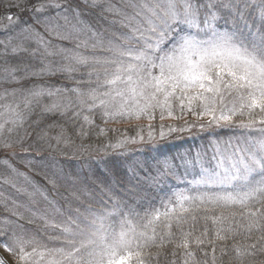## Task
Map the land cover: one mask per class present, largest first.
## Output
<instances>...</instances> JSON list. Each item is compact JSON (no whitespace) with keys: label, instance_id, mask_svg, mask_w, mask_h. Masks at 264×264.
<instances>
[{"label":"snow or ice","instance_id":"snow-or-ice-1","mask_svg":"<svg viewBox=\"0 0 264 264\" xmlns=\"http://www.w3.org/2000/svg\"><path fill=\"white\" fill-rule=\"evenodd\" d=\"M82 5L103 8L97 0H36L31 4L33 23L7 17L9 27H18V31L0 40V56L17 58L19 63L0 64V81L18 84L57 75L71 79L82 68H89L87 75L96 76L98 87L108 89L82 92L78 87L35 84L26 90V107H39L42 99H49L41 118L57 114L64 117L71 112L70 120H78L85 109L91 113L97 107L103 108L106 116L135 113L137 117L149 109L167 107L171 116L173 100L179 101L181 111L185 107L193 111L192 102L200 101L203 111L193 114L210 116V125L221 126L223 122L232 126L234 116L247 115V122L238 126L259 127L264 133V0H146L139 11L120 22L128 31L116 36L115 43H105L91 33V47L110 53L103 59L62 47L53 49L51 44L52 37L70 41L87 33L81 19ZM81 46L89 45L78 41L76 47ZM227 101H231V107ZM111 108L119 110L111 113ZM9 111L14 117L0 123L3 149L22 145L30 138L24 128L25 117L10 106ZM83 120L88 122L89 117L85 115ZM7 124L12 127L5 136ZM40 124L41 119H37L31 125L39 129L37 146L46 144L52 151L59 150L65 138L49 137ZM19 129H23L22 136ZM13 133L15 140L10 139ZM181 167L186 175L193 176L188 181L193 194L175 193L167 203L161 202L163 212L152 209L142 217L131 208L127 213L119 212V230L107 223L108 217L119 211L120 201L114 197L140 195L139 182L133 187L121 184L119 192L101 187V194L114 206L111 211L93 214L91 220L69 216L57 222L49 220L47 214L34 212L45 229L72 238L61 248L38 251L35 238L24 239L17 231L23 227L21 206L13 201L10 214L0 217V248L11 253L18 264H36L37 257L44 264H127L133 254L137 264H175L168 257L179 256L180 249L187 258L183 264L190 260L192 264H216L217 241L231 240L228 264H264V139L243 144L227 141L222 146L217 142L210 157L207 151L203 155L197 152L191 158L181 157L180 163L165 161L160 171L177 176ZM8 207L5 203L6 211ZM198 225L199 234L194 235ZM190 238L195 251L189 247ZM176 239L181 242L169 252L167 246ZM30 245L31 251H26ZM153 247L158 249L155 254H144L145 249ZM221 247L223 259L229 245L222 243ZM207 249H211V259ZM197 252L203 259H193ZM46 256L49 258L45 261ZM0 264H5L2 258Z\"/></svg>","mask_w":264,"mask_h":264},{"label":"rangeland","instance_id":"rangeland-1","mask_svg":"<svg viewBox=\"0 0 264 264\" xmlns=\"http://www.w3.org/2000/svg\"><path fill=\"white\" fill-rule=\"evenodd\" d=\"M66 2V0H64ZM146 0H97L98 4L103 5V8L87 9L83 8L84 15L81 17L84 25L87 27V33L79 35L77 38L70 41L59 40L55 37L51 38V44L53 49L66 48L73 52H79L83 55L92 56L95 55L98 58L103 59L109 56L105 50L100 48L93 49L91 47L92 39H90L91 33H96L98 37H102L107 43L112 41L115 43V39L111 36L113 33L118 36L121 32L128 31L127 28L121 26V21L131 17L136 11H139V6L145 3ZM150 2V0H149ZM25 7L20 9L17 14L21 15ZM25 14L22 16H12L15 21L19 18L20 21H28L29 23L34 22V16L32 11H24ZM11 16V15H10ZM2 28L6 30V36L4 40L15 32L18 31V27H9V21L7 19L2 20ZM39 27V26H38ZM87 41L88 47L77 48V42ZM35 46V45H33ZM8 66V65H6ZM36 84L33 80L28 82L23 80L20 83H7L0 81V123L14 117V112L9 111V106L15 112H19L25 117L24 128H27L30 133V138L26 139L25 142L15 144L12 148L3 149L0 148V217L8 216L12 210V202L20 205L19 212L23 214L24 219L20 222L22 228H18V233H22L24 239L28 240L35 238L38 242V251H43L45 248L54 249L65 246V243L72 239L69 236H60L58 232L52 229H45L43 221L39 219V215L47 214L49 220L55 219L57 222L71 216L75 218L79 216L81 220L93 219V214H99L103 211H111L113 209V202L108 200L107 196H103L100 192V188L103 187L102 182L99 178H96L91 171L83 170L81 164L84 161L79 158L72 160H66L58 157L52 153L46 144L43 148L46 150L37 149L36 151V130L29 129V127L36 121V107L32 109L26 107V90ZM15 90V94H13ZM185 100V105H187ZM228 107H231V101H227ZM217 108L219 105L216 106ZM193 111H189L187 107L181 111L178 100H173L171 103L172 115H168L169 109L166 107L163 110L160 107L155 109H149L147 113H141L137 117L135 113L128 115L130 120L124 124H116V127H125L127 129L129 125L134 126V132L130 133L129 141L132 144L147 142V140L154 141L159 138L160 135H154V132L149 131V127L155 125L157 130H168L175 131L182 127L193 128V131L203 132L207 128H223V127H235L240 122H247V115H239L233 117V125H224L221 122V126L215 124H209L211 117L208 115L199 116L200 111H203L200 101L192 102ZM163 111V118H161V112ZM219 113L217 112V115ZM200 125H205L201 128ZM11 124H7L5 127V136H8L7 129L11 128ZM196 127V128H195ZM197 128H199L197 130ZM256 130H240L237 136L229 138H218L212 137L205 139V144L198 148L192 155L184 156L191 158L200 152L202 155L207 151L208 157L212 154V146L217 142L222 146L225 142L231 141L233 144L240 142L243 144L245 141H256L264 139V133H262L259 127H255ZM124 129V130H125ZM243 129V128H241ZM19 134L23 135V129H19ZM122 131L118 130V133ZM125 132V131H124ZM198 134V133H196ZM3 137H0L2 140ZM10 139H16V133H13ZM71 138H65L61 141V147L69 144ZM53 146L56 141L53 140ZM71 147V146H68ZM180 158L178 161L180 163ZM169 163H176V160H162ZM77 163V164H76ZM81 163V164H80ZM164 164V163H163ZM163 164L159 161L152 163L150 166L144 165L140 169H136L137 173L146 175L151 174L152 176L146 175L148 178L160 180L165 175L160 171ZM143 173H141V172ZM145 173V174H144ZM47 178V179H46ZM49 180H54L55 183H49ZM15 185V187H13ZM19 189V191H18ZM107 199V200H105ZM103 201V202H102ZM8 204V210L4 208V204ZM36 212L39 215H33ZM121 216L117 214L108 217L107 223L112 227L119 230ZM29 221H32L29 223ZM83 226V225H82ZM76 242L79 243V237L76 238ZM32 246H28L26 251H31ZM0 251L7 259L6 264H18L17 260L13 258L11 253L0 248ZM127 255V253H123ZM1 258V257H0ZM49 257H45V261ZM118 258V257H117ZM134 255L127 261V264H132ZM33 264V262H29ZM36 264H44L39 261V257L36 258Z\"/></svg>","mask_w":264,"mask_h":264},{"label":"trees","instance_id":"trees-1","mask_svg":"<svg viewBox=\"0 0 264 264\" xmlns=\"http://www.w3.org/2000/svg\"><path fill=\"white\" fill-rule=\"evenodd\" d=\"M36 0H0V40H4L6 36V30L2 28L4 19L8 16H17L18 11L25 7L24 11H31V4ZM16 5H20L17 7ZM19 16L25 14V12ZM111 36L116 37L113 33ZM115 40V39H112ZM111 41V40H110ZM82 48V46H81ZM3 49L0 48V52ZM7 60V64H5ZM19 63V60L14 57L0 56V64L14 65ZM91 69L82 68L79 73H76L73 78H67L63 75H57L50 78H45L43 81L35 80L38 83L52 84L57 87H78L82 92H88L92 88H98L99 91H107V87H98L97 77L91 78L87 73ZM100 83L103 82L104 77L101 75ZM31 82L33 80H27ZM50 103V100L44 98L40 102V106L36 107V120L41 119L40 128L47 131L49 137H56L62 135L64 138H71L69 144L66 143L63 147L60 144L59 150L49 153L57 155L60 158L66 160L75 161V159L81 158L84 164H81L83 170L91 171L96 178H99L105 189L111 187L116 192L120 191V186L123 184L125 187H133L139 182L142 189L141 194L138 196H115L114 199L120 201L119 212L127 213L128 210L134 209L140 216H144L145 212H151L152 209H157L163 212L165 209L162 207L161 202L167 203L168 198H174V194L178 192H185L187 195L193 194L190 190L188 181L193 179L192 175H186L184 168L181 167L177 176L165 175L160 180L148 178L146 175L136 172V169H141L142 166H150L152 163L159 161L160 164L164 162L162 160H170L175 158L176 163H179L178 158L187 155H192L199 147L201 148L205 144V139L212 137L229 138L238 135L240 130H252V128H235V127H223V128H207L203 129V132L193 131V128H181L175 131L157 130L155 125L149 127V131L154 132V135H160L159 138L154 141L147 140V142H140L132 144L130 133L134 132V126L129 125L127 129L125 127H116V124H124L130 120L127 114L120 116H106L103 108L97 107L94 111L89 113L86 109L82 112L80 119L70 120L71 112L68 115L61 117L60 115H46L43 118L40 117V112L44 105ZM118 103V102H117ZM80 109H77L79 111ZM118 108H111V113L117 112ZM89 117L88 122L83 120V116ZM123 126V125H122ZM33 127H29L32 129ZM196 128V127H195ZM202 128V127H201ZM36 130V135L39 129ZM125 129V130H124ZM199 128H197L198 130ZM118 130L122 131L118 133ZM254 131L256 128L253 129ZM125 131V132H124ZM198 133V134H196ZM53 142V141H52ZM44 144H40L37 149H43ZM71 146V147H68ZM48 147V146H47ZM86 149V151H85ZM77 164V163H76ZM141 172V171H140ZM143 173V172H141ZM145 174V173H144ZM107 200V199H105ZM110 201V200H109ZM112 203V201H111ZM231 211V210H228ZM228 211L225 214H228ZM120 215V214H119ZM121 216V215H120ZM134 222L137 218L132 217ZM191 223V221H189ZM197 226V232L194 235L199 234V228ZM209 227H211V221H209ZM175 230V229H174ZM185 231H187V225H185ZM238 241L240 237L236 238ZM179 239L173 241V244L168 245V250L171 252L175 244L180 243ZM207 243V241H206ZM227 244L229 247L226 249L227 255L221 259L222 247L221 244ZM232 241L225 242L217 241L215 250L216 264H228V259L232 255L231 245ZM189 247L195 251V246L189 239ZM209 251V259H211V249ZM151 251L155 254L158 249L153 247L151 249H145L144 254ZM180 255L177 257L169 256V261H175V264H183V261L187 259L183 256V249H180ZM134 255L132 264H137V257ZM194 260L203 259L201 253L197 252ZM161 264H164L161 261ZM192 264V261H189Z\"/></svg>","mask_w":264,"mask_h":264},{"label":"bare ground","instance_id":"bare-ground-1","mask_svg":"<svg viewBox=\"0 0 264 264\" xmlns=\"http://www.w3.org/2000/svg\"><path fill=\"white\" fill-rule=\"evenodd\" d=\"M0 257L5 261V264H6L7 259H6V257L3 255V253L1 251H0Z\"/></svg>","mask_w":264,"mask_h":264}]
</instances>
